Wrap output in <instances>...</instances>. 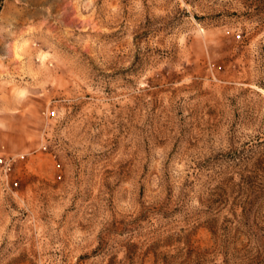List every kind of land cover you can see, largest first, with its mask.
Returning <instances> with one entry per match:
<instances>
[{
    "label": "rangeland",
    "instance_id": "rangeland-1",
    "mask_svg": "<svg viewBox=\"0 0 264 264\" xmlns=\"http://www.w3.org/2000/svg\"><path fill=\"white\" fill-rule=\"evenodd\" d=\"M0 264H264V0H0Z\"/></svg>",
    "mask_w": 264,
    "mask_h": 264
}]
</instances>
